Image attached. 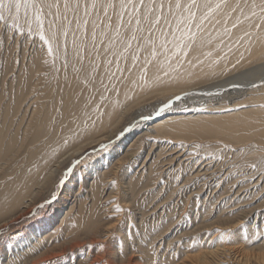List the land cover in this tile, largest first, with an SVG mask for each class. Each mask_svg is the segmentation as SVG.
<instances>
[{
	"label": "rangeland",
	"instance_id": "1",
	"mask_svg": "<svg viewBox=\"0 0 264 264\" xmlns=\"http://www.w3.org/2000/svg\"><path fill=\"white\" fill-rule=\"evenodd\" d=\"M79 1L78 9L66 11L63 6L59 9L50 7L54 0H36V7L25 4L22 0L19 9L16 7V0H11L10 4L9 0H5L2 12L4 19L0 21V95L18 85L15 78L35 62V56L38 54H41L39 58L44 56L47 45L40 35L41 20L43 25H48L57 32L67 33L69 29L74 28V23L79 18L78 14L82 12L87 13L84 14L87 20L92 21L93 17H98L102 21L103 14L112 16L115 14L114 10L120 8V0H113L115 9L108 6L109 0H106V3L96 1L95 7L98 8L85 4V0ZM147 1L149 0H146L145 4ZM69 2L74 8L76 0ZM156 2L158 4L159 0ZM41 3L44 12L38 19L37 9ZM59 3L63 5V0ZM143 11L146 12V9ZM209 11H212V14L216 13L213 10ZM126 13L132 15L131 8L124 16ZM164 15L174 28L171 31L184 32L185 29L182 30L181 26L176 25L175 13L172 11V15H168L167 6ZM147 19V16L141 19L142 23H147ZM64 20L66 23L63 25ZM210 23L212 21L208 19L203 25ZM97 26L99 23H95L93 30L97 29ZM152 27L170 28L163 22L159 26L153 24ZM183 27L185 28L184 25ZM201 33H204L202 29L197 35L200 36ZM66 37L64 34L63 41ZM184 37L185 35L181 38ZM65 43L62 42L56 47ZM211 43L215 44V40ZM221 55L223 58L232 56L225 51ZM237 57L234 64L238 63ZM263 65L264 59L245 67H234L223 75L213 76L201 84L191 86L201 88L200 90L188 92L192 89L189 87L174 94L154 93L142 106L121 117V130L119 132L117 129L114 130L113 133L117 132L115 137L88 146L81 153L77 151L75 157H71L75 150L73 149L63 158L62 155L53 159L51 161L52 171H55L53 180L49 184L44 185L43 182L34 185L32 187L34 199L26 194L17 202L8 201V195H11L10 191L15 187L13 184L7 190L4 188L10 180L15 183L17 176L23 175L25 180L29 174H35L54 150L67 147L68 142L72 141L71 133L63 132V127L71 119L65 120L68 119V115L65 118L67 108L65 106L63 109V92L59 93L60 99L58 97L59 102L54 106L55 109L52 105L53 110L45 111L39 121L36 120V116L34 117V121H37L34 129L30 126L34 124L33 113L36 107L31 106V101H26L23 111L17 115L18 120L16 119L14 126L10 128L13 133H7L4 137L0 134V139L5 141L0 150V166L5 169L0 173V189H4L0 192V203L5 199L0 204V264H33L38 259L40 261L41 256L53 255L52 253L60 255L58 258L38 261V264H111L110 261L118 262L114 264H127L131 256L138 264H191L193 256L209 250H218L219 253L215 257H209L207 264H244L240 258L241 254L234 251L238 246L242 248V254L250 256L248 264H264V144L253 139L236 142L232 137L234 134H243V130H231L225 126L219 129V133L214 132L218 134L216 136L206 134L202 130L197 131V128H194V131H197L196 136L193 133L176 139L157 136L156 133H147L146 130L139 134L134 133L137 128L143 126L144 121H149L144 117L154 118L160 108L169 104L170 107L165 108L163 115L174 111L180 112L186 118L191 117L188 122H196L194 126H202L205 121L207 123L212 120L227 124L226 120L229 119L227 117L256 109L257 104L244 103L254 93L248 92L243 95L233 92L242 89L249 81L240 80L241 83L235 82L236 85L232 83L233 85L213 86L217 80H227L232 75L248 74L251 75L248 79L256 78L264 72ZM164 75L168 76L167 70L164 71ZM51 77L55 78L54 75ZM54 80L57 82L58 79ZM87 85V80L81 84L82 88ZM230 85L238 89H232ZM255 94L260 96L259 92ZM5 96L1 106L6 107V103L12 106L9 96L7 94ZM75 98L79 99V96ZM37 110L42 111L39 107ZM46 115L49 116L48 119ZM248 119L247 115H239L234 116L228 123L239 124ZM44 120H49L50 124ZM42 125L53 132L43 136L39 132ZM28 128L30 130L26 132ZM99 132L101 133L98 131L97 136L95 134L94 138L89 140L113 135L110 132L100 135ZM54 133L57 135V139L55 137L57 142L47 146V141L52 139ZM200 134L204 136H199ZM23 135L27 136L26 139ZM74 137L75 135L73 139ZM23 139L25 142L22 145ZM9 144L14 147L8 148ZM116 144L118 147L114 151L113 146ZM91 162H95V165H87ZM87 166L88 172L92 167L90 171L92 174L84 171ZM95 171L97 174H93ZM39 185L42 188H39ZM27 195L31 198H27ZM59 204H65L63 211H68L72 207L70 215L65 217L57 212L56 205ZM55 214L58 215L55 226H49ZM77 220L81 221L78 223L81 229H88L86 231L90 233L89 235L85 233L82 238L73 234V228H68L67 223ZM70 226L73 227L72 224ZM86 237L89 240L83 242ZM92 239L95 244H91ZM76 240L85 244L79 249L70 250V242ZM63 248L66 249L65 253L61 251ZM141 251H144L145 255ZM110 252L115 256L110 255Z\"/></svg>",
	"mask_w": 264,
	"mask_h": 264
},
{
	"label": "bare ground",
	"instance_id": "2",
	"mask_svg": "<svg viewBox=\"0 0 264 264\" xmlns=\"http://www.w3.org/2000/svg\"><path fill=\"white\" fill-rule=\"evenodd\" d=\"M92 1L93 0H85V4L92 6ZM96 1L106 3V0ZM201 2L203 3V0H201ZM218 2L219 0H209L211 8H202L201 12L198 13L199 16L209 12V10H213L214 12H216L215 14H212V11H210L209 20H211L212 23L205 24L201 27L204 33H201L200 36L196 35V42L191 44L190 47H186V45H188L189 43L187 37L185 36L184 38H181L182 36H184L183 31H171L174 29L173 27H170L169 29L163 28L162 30L165 35H162L161 29L152 27V39L155 43L156 51L155 56L150 55V52L152 51V45L145 42V37H147L148 35V23H142L141 21L139 27H137L136 19L138 17L130 15V13H126L123 19L124 22L123 24H121L120 20L118 19L120 8L114 10L115 14H112V16H106L105 14H103L101 17L102 21H100V18L96 16L95 17L97 19L93 17L94 19L92 18V21L87 20L85 19V13L83 14V12L82 14H78L79 18L75 23L73 22L75 24V26L73 25L74 28L72 27L71 30L69 29V31L67 32V37L66 39H64V41L63 36L65 34V31L57 32L51 29L50 26L43 25L44 28L42 29L40 35L44 36L43 41L45 45H47L46 52L43 54L44 56L41 58H39L41 54H38V57L35 56V62L23 72L24 75L20 73V75L15 78V82L18 83V85L15 84L16 86L12 87L10 91H7L4 95H0V134L4 137L7 133H13V131H10V128L11 126H14L17 115L21 114V112L23 111L22 109L26 101H31V106L36 107L34 113L32 112L33 121L35 116L36 120L39 121L40 118L45 114V111H51V109L58 104L60 99L59 93L63 92L62 96L64 97L61 96L62 99L64 98L63 109H65V106L67 108L65 118L68 115V119L65 120L67 121L69 120V118H71L69 120V123H67V125L63 127V132L71 133L72 141L68 142L67 147L60 150L56 149L52 154L49 153L50 155L45 159L41 167L39 166L40 168H38V171L34 170L36 171L35 174L32 172V170L31 172L33 173V175H26L27 177L25 180L24 176L20 174L22 176H17L15 183L10 180V182L5 185V187L3 186L7 190L8 187H12L11 185H15V187H13V189L11 190L12 192L10 191L11 195H8V201L17 202L23 197V195L26 194H29V196L31 195L32 197V187L34 185H38L43 182L44 185L51 183V180H53V175L55 173V171H52L51 166V161L53 159H57L62 155L63 158L64 156L69 154L70 150L75 149L73 150L74 153L71 152V157H73L75 152L77 151L81 153L88 146L100 144L110 140L115 134H117V132H119V130H121V117L129 113V111L131 112L132 109L142 106V104L154 93H179L180 91L186 90L193 85L201 84L203 81L213 78V76L223 75L232 70V68L234 67H245L248 64L264 59V11H261V8L264 7V0H228L226 6H223L217 10L215 9V4ZM181 3L186 4L187 0H183ZM146 5L150 6L149 1L146 2ZM60 6L61 8H63V5ZM59 11L60 10H58V12ZM173 12L175 13V17L177 19L176 25L181 26L180 28L182 30L185 29L183 27V24H181V13L177 12L175 9H173ZM253 12H255L256 14L253 15ZM76 13L77 12H75V14ZM91 13L93 12L91 11ZM94 14L92 15L94 16ZM184 15H186V13H184ZM85 21L87 22L86 24ZM45 22L49 23L46 20ZM65 23L66 20H64L63 25ZM95 23H99V26H97V29L93 30V26L95 25ZM57 25L59 24L57 23ZM209 25L211 26L210 29L208 28ZM133 34H135L137 37V40L135 41L131 40V36ZM66 40L67 42L65 43ZM213 40H215V44L211 45V41ZM62 42L65 43V45L56 47ZM129 42L132 45L131 48H127V44ZM138 46L139 51L137 50ZM50 47L51 51H49ZM184 51H187L186 56L182 54V52ZM224 51L228 52L232 56L230 58H223L221 53ZM133 54L139 55L140 57V59L136 61L135 67L132 66ZM235 57H237V64H234ZM145 59L149 61L146 74L142 71ZM262 67L258 68L260 69ZM165 70H167L168 72L167 77L164 75ZM45 73H48V75H46ZM53 75L58 79L57 82L54 80V77V79L51 77ZM249 77H251V75L248 74H238L237 76L232 75V77L228 78L227 80H217L213 86H225V84L227 85L235 82L238 83V81L241 83L240 80H242L243 82L244 80H247L249 82L247 84H244L242 89H238V87L234 86L232 87L231 85L230 86L232 89H238L233 91L237 94L242 93L243 95H245L248 94V92L254 93L253 96L249 97L247 99L248 101L244 103L247 104L248 102H251L257 104L258 107L254 110H250L249 112H240L227 117L229 118L226 120L227 124H223L219 120H212L208 121L207 123L205 121L202 126H194L196 122H188L189 118L191 117L186 118L185 116H182L180 112L177 113L174 111L173 113L171 112L167 115H163L164 112H162L161 115H155V117L149 119V121H144L145 123L143 124V126L137 128V131H135L134 133L139 134L143 130H146L147 133H156L157 136L172 137L176 139L185 135H193V133L195 134L200 130L204 131V133L206 134H215L214 132L216 131L217 133H219V129H221L222 126H225L227 128H230L231 130H243V134L241 135H232V138H235L236 142L248 141L249 139H253L258 143L264 144V72H262L261 75L257 76L256 78L253 77L252 79H248ZM85 80L88 81V85L82 88L81 84ZM22 82L24 83L22 84ZM191 88L192 89L188 90V92L201 89H197L196 86ZM225 90L226 89H224V91ZM258 92L260 95L259 97L255 94ZM6 94L9 96V101L13 103L12 106H10L8 103H6V107L1 106L3 99L6 97ZM77 95L79 96V99L75 98ZM200 98H202V96ZM52 105L53 107H51ZM45 106H50L51 108L46 109ZM37 107L41 108L42 111L37 110ZM176 109L177 108H175V110ZM168 112L170 111L168 110ZM239 115H247L249 119L239 124L228 123L229 121L233 120L234 116ZM48 118L49 116L46 115V119ZM44 121L47 122V124H50L49 120ZM36 122L34 121V124L30 126L32 129L35 128ZM84 123H86L85 126ZM44 126H46V124ZM44 126L42 125V129L40 127L39 130V132L42 133L43 136L50 132V130L48 131V129H46ZM194 128H197L196 132L194 131ZM116 129L117 132L113 133ZM29 130L30 129L28 128L26 132H28ZM98 131H101V133L99 132L100 135H103V133L107 132H110L113 135L109 136L108 138L99 136V138L97 139L89 140L90 138H94L95 134L97 136ZM196 134L194 136H196ZM202 134H200L199 136L205 135ZM74 135L75 137L73 139ZM216 135L218 134H215L214 136ZM52 136V139L47 141V146L57 142L56 133L52 134ZM126 138H128V136H126ZM25 139L22 140V145L25 142ZM4 144V139H0V150L2 149ZM12 146L13 145L9 144L8 148ZM117 147V144L113 146L114 151L117 150L115 149ZM76 154H78V152ZM101 160L103 161L104 159L101 158ZM4 161H6V159ZM13 164L15 165L16 163ZM87 165L93 166L95 165V162H91ZM87 168L88 166L85 167L84 171L86 173L92 174L90 172L92 170V167L88 169L90 170L89 172L87 171ZM1 171H5V169L1 167L0 173ZM93 174H97V171H95V173ZM39 188L42 187L39 185ZM33 195H35L34 192ZM29 196L27 195V198H31ZM4 201L5 199H3L1 203ZM30 201L35 202L33 200ZM60 201L62 202V200ZM56 206L57 212L59 211L62 216L66 217L70 215V211L72 210L71 206L68 211H63V209L65 210V207H63L65 206V204H59ZM57 214L54 215V218L50 221L49 226H55L54 223L58 219ZM80 222V220H77L67 223L68 228H73V234H76L77 236H82L83 234L87 233L86 230H88L86 228L85 230L83 228L81 229L80 225L78 224ZM71 224L73 225V227L70 226ZM90 229L92 228H89V230ZM87 234L89 235L90 233ZM96 236L99 237V235ZM86 239L89 240V238L86 237L83 242H85ZM78 240L70 242V250H75L83 247L82 245L85 243L82 244V242ZM95 240L97 239L95 238ZM90 242H92L91 244H95V241H93V239L90 240ZM61 251L65 253L66 249L63 248L61 249ZM234 251L241 254L240 258H242V262H244V264H248L250 262L248 260L250 256L242 254V248L240 246H238L237 248L235 247ZM141 252L144 254V251ZM218 253V250H209L207 252L202 251L200 255L198 254L196 256H193L191 260H189L191 264H207L208 258L215 257L216 255H218ZM52 254L53 255H49L50 257L47 254L41 256L40 261L51 258L53 259L54 257L58 258V255H60V253H56V255H54L55 253ZM110 255L115 256L111 252ZM253 260H255V258ZM38 261H34L33 264H38ZM135 261V258L131 256V258L129 257L127 264H138V262ZM115 262L110 261L109 263L114 264Z\"/></svg>",
	"mask_w": 264,
	"mask_h": 264
},
{
	"label": "snow or ice",
	"instance_id": "3",
	"mask_svg": "<svg viewBox=\"0 0 264 264\" xmlns=\"http://www.w3.org/2000/svg\"><path fill=\"white\" fill-rule=\"evenodd\" d=\"M21 2H22V0H16L17 9H19ZM10 3H11V0H9V4ZM23 3L31 4L33 7L37 6L36 0H23ZM95 3H96V0H93V5H92L93 7H95ZM227 3H228V0H219V2L215 4V9L218 10L223 6H226ZM149 4L151 5L150 7L145 4V0H120L119 19H120L121 24H123L124 14H125V12H127L129 10V8H131V14L133 16L138 17L136 19L137 27H139L141 19H143L145 16L148 17V20H147L148 35H147V37H145V42L147 44L152 45V51L150 52L151 56L156 55L155 43L152 39V36H153L152 26H153V24L159 26V25H161V22H163L165 25H168L169 27H171L169 20H168V17L164 15V11H165L166 6L168 9V15L169 16L172 15L173 9H175L177 12H180L182 15L181 24H183L185 26L184 35L187 37L188 42H189L188 45H186V47H190L191 44H193L195 42L196 35H197V33L200 32L203 23L209 19L210 11L203 14V15H199V16H198V13L201 12L202 8L203 9H210L211 8L209 0H203V3L201 2V0H187L186 4L181 3V0H175V3H173V0H159L158 4H157L156 0H149ZM108 6L113 8V9H115V7H116L113 0H109ZM50 7H56L57 9H59V7H60L59 0H54V4L50 5ZM63 7L66 11L67 10L75 11L76 9H78L80 7L79 0H76V4H75L74 8L71 7L69 0H64ZM4 8H5V0H0V21H2L4 19L3 15H2ZM144 9H146V12L143 11ZM157 9L159 10V14H156ZM261 11H264V7L261 8ZM42 13H43V6L41 5L37 9V18L38 19ZM184 13H186V15H184ZM85 14H87V13H85ZM255 14L256 13L253 12V15H255ZM129 22H131V21H129ZM86 23L87 22L85 21V24ZM41 29H43V21L42 20H41ZM161 34L165 35L163 33L162 29H161ZM65 35H67V33H65ZM41 39L42 40L44 39L43 35H41ZM131 40L132 41L137 40V37L135 34H133L131 36ZM131 46L132 45L129 42L127 44V48H131ZM137 50L139 51V46H138ZM49 51H51V47L49 48ZM182 54L186 56L187 51L182 52ZM139 59H140L139 55L133 54V56H132V60H133L132 66L133 67H135L136 61H138ZM148 64H149V61L147 59H145L144 66L142 67V71L145 74L147 72V65ZM177 99H179V97H177ZM168 107H170V104L165 105L164 107L160 108L157 112V115L162 113L165 110V108H168ZM150 118H151L150 116L144 117V119H150ZM106 147H107V145H105V148ZM41 207H43V205H41Z\"/></svg>",
	"mask_w": 264,
	"mask_h": 264
}]
</instances>
